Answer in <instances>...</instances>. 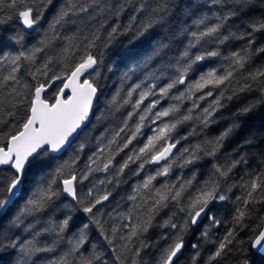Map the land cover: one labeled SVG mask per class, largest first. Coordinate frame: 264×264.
I'll list each match as a JSON object with an SVG mask.
<instances>
[{
	"label": "snow or ice",
	"instance_id": "obj_1",
	"mask_svg": "<svg viewBox=\"0 0 264 264\" xmlns=\"http://www.w3.org/2000/svg\"><path fill=\"white\" fill-rule=\"evenodd\" d=\"M212 2L221 9L213 12L215 22L208 23L209 17L201 16L193 20L197 30H191L183 26L187 24L186 20L174 24L172 18L183 9L184 15L191 19L205 5L192 9V5H181L177 0H156L154 6L145 0H63L59 4L57 0H8L6 9L27 29H33L46 10L54 11L38 45L26 48L23 44L25 37L17 35L15 42L23 50L0 54V65H7V74H0V264H13L14 254V264H29L30 261L35 264L33 257L38 253L52 252L65 240L66 232L72 233L67 237V251L59 258L49 260L48 264H100L101 255L95 244L91 250L82 249L89 240L90 228L98 229L108 244H112L116 236L117 226L113 225L109 232L97 208L113 196V192L103 186L112 184L114 178L120 177L130 164L137 161L140 163L134 175H138L145 165L158 167L135 185L127 197L133 207L121 216L126 221L121 227L127 230L125 235L119 236L123 241L121 251L131 253L130 264H143L139 259L141 251L149 247L143 241L137 247H129L133 238L139 240L148 233L155 226V218L170 206L182 214V220L175 222L176 213L173 212L163 221L165 228L175 231L167 237L170 242L160 251L156 264H176L186 246L196 250L191 264H198L201 259L199 240L208 241L209 229L226 222L217 218L214 209L218 202L229 201L235 205L229 227L222 236L211 241L204 264H230L233 260L235 264H256V257L264 259V215L255 214L256 205L264 206V169L249 173L247 178H241V183L228 184L233 170L246 161L239 151L235 153L239 158H229L225 154L223 162L220 160L226 145L246 128L250 129L252 122L259 119L260 127L264 128V64L242 74L254 55L264 54V46L254 47L256 41L253 38L254 33H264V0H260L259 5L254 0ZM126 10L132 14L127 23H121ZM257 10L260 16L250 19L238 37L228 22ZM138 13L142 18H138ZM168 24L177 28L174 35L187 37V44L175 61L162 66L161 76L168 70L172 72L168 82L159 87L152 83L143 88L141 84H135L124 97L117 92L109 105L117 109L130 105L132 111L127 113L123 126L113 131L111 139L106 144L101 142L88 157L85 170L78 172L75 165L86 144L74 145L91 122L94 101L99 100L97 77L101 74L100 66L105 55L122 60L135 49L151 44L156 36L154 30ZM66 26H72L73 31L62 36L58 29ZM245 37L248 41L245 48L223 56L227 67L200 72L201 62L222 56L221 46L226 42ZM57 39L65 42L59 57H47L37 66L38 54ZM124 40H127L128 47L122 51ZM209 45L213 47L209 48ZM167 47L159 40L151 44V52L140 66L159 57ZM25 69L29 80L20 75ZM197 72H200L198 78L190 81L189 74ZM177 86L185 87L179 91ZM209 87L221 90L214 96L213 91H204ZM224 88L231 90L232 95L226 96ZM173 89L179 94L171 95ZM196 93L201 94L193 99ZM244 93L250 94V98L245 97V102L232 114L229 125L218 135L177 148L181 140L196 134L193 129L188 136L174 138L181 125L195 120L202 130L208 128L217 122L220 110L226 107L225 100L232 101ZM134 94H137L135 99ZM157 95L160 99H153L141 108L148 97ZM165 97L176 103L154 111ZM208 97L213 99L207 106H202L199 101ZM184 100H193L186 112L181 111ZM134 116L138 119L135 126L129 128V121ZM146 120L152 124L160 123L151 130L152 135L147 136L142 146L131 149L130 154L117 164L116 157L129 149L141 135ZM124 133L127 135H122ZM244 139L251 145L256 137L246 136ZM69 150L74 155L64 159ZM206 164L211 166L209 175L204 181L197 182L196 169ZM175 167L188 169L192 172L191 177L177 176L171 183L166 179L163 182L158 180L169 177ZM110 169L114 170V176L95 181L86 194H80L78 183L88 180L94 173H109ZM116 183L120 181L116 179ZM233 188L241 190V195L235 196L234 200L229 195ZM21 198L23 204L13 212V206ZM57 210L62 219H50L39 229L32 222L23 227L30 238L20 239L18 235L10 238L7 235L12 229L19 230L25 225V218L35 220L39 214ZM205 219L208 226L201 230ZM245 231L246 239L241 238ZM42 232L55 233L56 238L50 245L41 246L37 237ZM197 233V242L186 240L188 234L196 237ZM128 259L127 256H115L119 264H125Z\"/></svg>",
	"mask_w": 264,
	"mask_h": 264
},
{
	"label": "trees",
	"instance_id": "obj_2",
	"mask_svg": "<svg viewBox=\"0 0 264 264\" xmlns=\"http://www.w3.org/2000/svg\"><path fill=\"white\" fill-rule=\"evenodd\" d=\"M63 0H57V3H62ZM146 3H150L153 6L156 3V0H145ZM181 5H192V9H195L198 5H205L203 9H200L196 12V15L191 19H188L184 15V10L176 12L175 16L172 18L174 24H180L182 21H187L186 25L190 27L191 30H197L196 26L193 24V20L200 18L201 16L207 15L209 17L208 23H214L215 17L213 16V12L219 11L220 6H213L212 0H177ZM258 5L260 4V0H254ZM8 0H0V49L2 55H9L17 53L18 51L23 50L20 44L15 42V37L17 35H23L25 37L23 44L26 48H30L33 45H38L39 40L43 36L45 30L48 28V22L51 19L54 9L46 10L45 16L38 22L35 29L32 31H28L23 26L22 22L16 16L10 15V10L6 9V4ZM190 9V10H192ZM130 10H126L125 13L121 16V23H127L129 16L131 15ZM260 12L253 11L248 15H240L239 17L233 18L228 22L229 27L232 31L237 33L239 37L244 31L247 22L252 18H258L260 16ZM138 18H142L140 14H137ZM178 17V19H177ZM174 24H168L164 27H158L154 31L156 32V36L153 38L151 44H155L156 41H163L164 44L168 45V47L161 53L159 57H154L150 63L145 66L142 65L144 58L150 54L151 52V44L145 45L142 48L135 49L132 53L125 56L122 60H118L115 56H109L108 54L104 57V62L100 66V76L97 77L100 92H99V100L96 103V106L93 110V114L91 117V122L84 129V132L81 133V138L78 139L74 145V147H78L80 143H85V149L79 153L80 159L77 161L75 165V169L79 172L85 170V166L88 163V157L91 156L92 152L96 150V148L100 145L101 142L107 143L108 139H111L112 133L114 130H118L119 127L123 126V121L127 117V113L132 111L130 105H124L120 108L111 107L109 105V101L112 99L117 92H120L121 97L126 96L127 91L130 87L135 84H141V87H145L149 84L156 83L159 86H163L168 82V78L172 75L171 70H168L165 75L161 76V72L163 71L162 66L167 65L170 62H174L178 57L179 52L183 49V47L187 44V37L185 36H177L174 33L177 31V28ZM244 26V27H242ZM61 35H70L73 31L72 26H66L65 29H58ZM167 37V39H165ZM256 41L254 47L264 46V33H254L253 36ZM247 37L240 39H231L226 42V45L221 46L222 56L217 58H210L202 63V67L200 68V72L207 71L211 68H222L227 67L226 62L223 60V56L228 55L232 51H237L243 49L247 46ZM64 41L57 39L53 45L49 48H46L42 53L38 54L37 66L39 63L43 62L47 57H59L61 54V49L64 47ZM128 47L127 40L123 41L122 51L126 50ZM213 47V45H209V48ZM100 51H105L101 49ZM55 63V60L53 61ZM264 64V54L254 55L252 62L246 66V70H242V74L246 75L247 71H251L256 67ZM7 65H0V74H7ZM200 72H197L195 75L189 74L190 81L198 78ZM127 74V77H125ZM24 80H29L30 77L27 75V70H22L20 74ZM148 77V79H145ZM154 77H160L159 80L154 79ZM143 82V83H142ZM235 83V82H234ZM179 91H183L185 86H177ZM211 90L213 91L214 96L218 95L221 89H205L204 91ZM225 95H232L231 90L224 88ZM139 91V90H138ZM178 91L173 89L171 95H178ZM201 93H196L193 99L196 96H199ZM245 97L250 98V94L244 93L239 94L238 97H234L232 101L225 100L224 103L226 107L220 110V114L216 117L217 122L210 125L206 129H201L199 123L195 120L185 122L181 125L176 133H174V138L179 139L181 136H188L190 132H193L195 129L196 134L189 136L187 140H181V143L178 145V148L186 147L189 144L196 143L200 140L207 139L218 135L224 128L229 125V122L232 119V114L236 112V109L240 106L242 102H245ZM137 98V94H134L133 99ZM153 99H160L159 95L150 96L145 100L144 105L141 106L143 108ZM213 97H208L205 101H199L202 106H207V103L211 101ZM176 103V101L172 100L170 97H165L161 99L160 104L157 105V108L154 111H158L161 108L167 107L169 104ZM193 100H184L181 104V111L186 112L188 108H191ZM193 115H196L194 112ZM138 117L134 116L132 120L129 121V128L135 126L136 120ZM167 120L168 118H164ZM160 122L157 121L156 124H152L150 121H145V126L141 130V135L137 137L136 140L133 141V144L129 146V149H125L124 152L120 153L116 157V163H121L124 158H126V154H130V150L135 147H140L143 145V142L146 141L147 136L152 135V129H154ZM122 135H127L124 133ZM255 136L256 139L252 141L250 145L244 137ZM86 138V139H85ZM239 151L241 156L244 157L245 163L237 166L236 169L233 170L231 177L228 180V184H237L241 183V178H247L249 173H254L261 171L264 169V128L260 127V120L252 122L250 129L246 128L245 131L237 136L234 140L230 142V144L226 145L225 152L220 154V160L223 162L225 158V154L229 158H239L235 156V153ZM74 153L72 150L65 155L64 159H68L73 156ZM140 162L137 161L135 164H130L129 168L125 170V172L118 178L113 179L112 184H107L103 187H106L108 190L113 192V196L109 199V201L104 202L102 205H98L97 208L101 214L102 221L106 222L105 227L110 232L113 225L117 226V233L115 238L113 239L112 244H108L107 241H104L103 238L99 235V230L95 228H90L88 235L89 240L84 245V249L82 250H91L93 244H95L96 251L101 255L100 264H119V261L115 260L116 255H120L122 258L127 256L128 260H125V264H130V256L131 253L121 251V245L123 241L119 239L120 235H125L126 231L121 227L123 223L126 221L121 219L122 215H126L129 210L133 207V202L127 199L128 196L132 194V190L136 184H138L144 177L149 174H153L157 165H145V168L139 172L138 175H134L133 173L137 169V165ZM210 165H205L202 168L196 169V180L197 182H202L207 179L210 172ZM192 172L188 169H180L179 167H175L173 172L167 178H158L161 182L165 179L168 182H174L177 176H181L183 178H190ZM109 176H114V170L109 171V173H94L89 177L88 180L83 181L82 183H78L77 188L81 195L87 193L88 189L92 187V184L95 181L100 179H107ZM116 179L120 181V183H116ZM198 186V184H197ZM192 191V190H190ZM234 193V195H233ZM229 195L232 196V199H235V196L241 195V190L239 188H233L232 193ZM23 204V198L17 201V205L13 206V212H17L19 206ZM235 205L229 202H218L216 208L214 209V214L218 219L226 221L225 223L217 226H213L209 229L210 236L208 241L199 240V233H197L196 237H193L191 234L186 236V240L189 242H197L199 240L200 244V252L201 259L198 261V264H204V258H206L208 254V250L211 248V241L215 239L217 236H222L226 229L229 227V223L231 221V212L234 209ZM175 212L176 216L174 217L175 222L179 223L182 220V214L178 212V210L174 206H170L169 209H165L161 212L159 216H157L154 220V227L149 230L148 233L143 234L139 240L133 238L132 243L129 247L134 248L139 246L140 242L148 244L149 247L142 249L141 255L139 259L143 262V264H156V259L158 258L160 251L167 246L170 242L167 237H170L174 234L173 229L165 228L163 226V221L168 219L172 213ZM167 213V215H165ZM255 214L256 215H264V206L256 205L255 206ZM59 220L62 219L60 216L59 210L55 212H44L39 214L35 220L31 217L25 218V225L21 226L19 230L12 229L7 233L10 238H16V235L19 236L20 239L30 238L28 232L23 231V227L26 226L28 222H32L36 224L37 229L46 226V222L48 220ZM37 221L39 223H37ZM208 226V221L205 219L201 224L200 228L203 230ZM71 232L65 233V240L58 243L57 246L53 249L52 252L38 253L33 260L35 264H48L49 260L59 258L65 251H67L69 245L67 243V237L71 236ZM55 233H41L37 239L41 242V246L50 245L55 239ZM241 238H247V231L242 234ZM113 248L116 249L113 252ZM2 251V249H0ZM9 251H12L9 249ZM194 249L190 247L185 248L183 255L176 261V264H191V258L195 254ZM88 252L85 251V255ZM16 256L15 254L12 257L13 264L15 262ZM69 259H78V257H70ZM256 264H264V259L261 257H256ZM29 264H32L30 261ZM228 264V262H226ZM230 264H235V261H231Z\"/></svg>",
	"mask_w": 264,
	"mask_h": 264
},
{
	"label": "water",
	"instance_id": "obj_3",
	"mask_svg": "<svg viewBox=\"0 0 264 264\" xmlns=\"http://www.w3.org/2000/svg\"><path fill=\"white\" fill-rule=\"evenodd\" d=\"M35 27H36V26H34V28H35ZM34 28H33V29H34ZM26 29H27V28H26ZM27 30H29V31H30V30H32V29H27ZM98 95H99V93H98ZM96 103H97V101H94V104H93V109H94V107H95ZM91 116H92V115H91ZM90 118H91V117H90ZM177 148H178V145H177ZM175 151H176V150L174 149V152H175Z\"/></svg>",
	"mask_w": 264,
	"mask_h": 264
},
{
	"label": "bare ground",
	"instance_id": "obj_4",
	"mask_svg": "<svg viewBox=\"0 0 264 264\" xmlns=\"http://www.w3.org/2000/svg\"><path fill=\"white\" fill-rule=\"evenodd\" d=\"M37 26V25H36ZM26 29V28H25ZM35 29V28H34ZM27 30V29H26ZM33 30V29H32ZM32 30H30V31H32ZM29 31V30H28ZM96 106V105H95ZM95 108V107H94ZM94 110V109H93ZM92 114H93V112H92ZM92 117V116H91ZM90 120H91V118H90Z\"/></svg>",
	"mask_w": 264,
	"mask_h": 264
},
{
	"label": "rangeland",
	"instance_id": "obj_5",
	"mask_svg": "<svg viewBox=\"0 0 264 264\" xmlns=\"http://www.w3.org/2000/svg\"><path fill=\"white\" fill-rule=\"evenodd\" d=\"M259 263H260V262H259ZM259 263H258V264H259Z\"/></svg>",
	"mask_w": 264,
	"mask_h": 264
}]
</instances>
